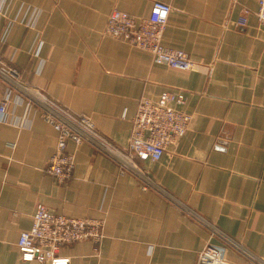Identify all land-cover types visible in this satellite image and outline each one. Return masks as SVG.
Instances as JSON below:
<instances>
[{
  "label": "crops",
  "instance_id": "crops-1",
  "mask_svg": "<svg viewBox=\"0 0 264 264\" xmlns=\"http://www.w3.org/2000/svg\"><path fill=\"white\" fill-rule=\"evenodd\" d=\"M155 1L171 6L163 45L186 52L197 70L157 64L148 52L103 34L112 10L143 18ZM257 8L258 0H0V59L26 86L89 118L114 146L126 149L141 98L181 91L186 101L178 109L191 116L187 132L158 161H137L151 179L146 189L103 150L73 142L72 178L59 184L44 173L57 133L17 91L22 99L9 104V119L24 126L0 124V264H43L21 260L17 249L40 204L68 217L104 219L97 250L86 241L60 250L70 264H195L209 241L220 244L197 217L264 262ZM243 9L251 13L237 27ZM224 264L256 263L229 248Z\"/></svg>",
  "mask_w": 264,
  "mask_h": 264
},
{
  "label": "built area",
  "instance_id": "built-area-1",
  "mask_svg": "<svg viewBox=\"0 0 264 264\" xmlns=\"http://www.w3.org/2000/svg\"><path fill=\"white\" fill-rule=\"evenodd\" d=\"M171 6L155 1L146 17L135 18L130 14L114 9L106 19L103 34L115 40L130 44L151 55L153 62L180 71L197 70L199 64L189 55L178 49L168 48L162 43V35L168 22ZM251 12L242 10L235 25L244 27ZM261 30L264 46V0H258L254 12ZM39 45V46H38ZM36 52L41 43L36 45ZM0 124L24 126L23 120L9 119V104L22 99L17 91L25 92L27 104L40 110V118L56 131V146L48 160L44 173L57 183L65 184L72 178L74 155L67 151L69 142L76 145L89 143L113 157L123 171L136 172L144 180L143 189L151 184V179L137 166V161H158L169 145H176L187 132L191 116L178 109L185 101L181 91H166L156 100L141 98L131 121L132 127L126 149L114 146L96 132L89 118L71 114L66 108L50 100L41 92L29 88L21 82L19 71L0 59ZM27 93V94H26ZM18 95V96H17ZM38 96V98H37ZM36 99V100H35ZM209 230V240L217 239L220 244L208 242L196 256L195 264H224L229 248L242 254L247 261L257 262L256 258L237 242L220 232L206 221L196 218ZM104 238L103 218H74L54 213L43 205H37L29 230L21 232L17 249L21 260L47 264H70V259L59 255L61 249L79 242H90L97 250Z\"/></svg>",
  "mask_w": 264,
  "mask_h": 264
},
{
  "label": "rangeland",
  "instance_id": "rangeland-1",
  "mask_svg": "<svg viewBox=\"0 0 264 264\" xmlns=\"http://www.w3.org/2000/svg\"><path fill=\"white\" fill-rule=\"evenodd\" d=\"M30 88V87H29ZM33 89V88H32ZM35 90V89H34ZM37 98H38V96H37ZM36 100V99H35Z\"/></svg>",
  "mask_w": 264,
  "mask_h": 264
}]
</instances>
